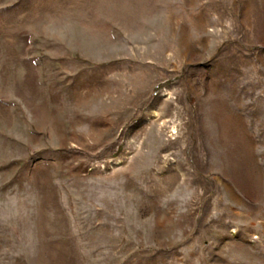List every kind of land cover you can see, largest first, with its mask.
Listing matches in <instances>:
<instances>
[{"label":"rangeland","instance_id":"374dc122","mask_svg":"<svg viewBox=\"0 0 264 264\" xmlns=\"http://www.w3.org/2000/svg\"><path fill=\"white\" fill-rule=\"evenodd\" d=\"M0 264H264V0H0Z\"/></svg>","mask_w":264,"mask_h":264}]
</instances>
